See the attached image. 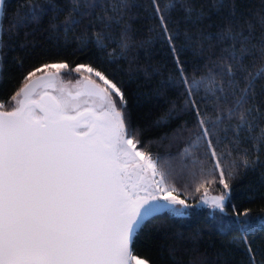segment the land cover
I'll return each mask as SVG.
<instances>
[{
  "label": "snow or ice",
  "instance_id": "6c2138e0",
  "mask_svg": "<svg viewBox=\"0 0 264 264\" xmlns=\"http://www.w3.org/2000/svg\"><path fill=\"white\" fill-rule=\"evenodd\" d=\"M5 3L0 0V14ZM70 4L64 22L53 24L51 30L72 31L85 18L91 28L99 10L101 31L87 43H95L110 62H118L104 42L113 40L112 24L120 25L138 5L131 0ZM153 5L179 73L170 86L182 88L180 111L195 115L192 127L180 125L165 137L183 145L176 157L190 161L182 190L174 183L173 171L162 166L164 158H154L141 141L125 91L113 73L67 60L39 63L7 101L0 100V264H149L134 254L133 241L157 214L183 217L189 215L188 209L206 205L227 215L229 181L238 168H251L258 161L245 156L238 164L227 145L232 143L235 149L254 123L264 122V89L256 93L264 67L253 71L258 61H264V37L252 45L251 34L222 32L217 39L227 46L218 55L205 57L206 63L197 69L203 73L199 79L189 78L176 55L178 36L169 33L156 0ZM62 11L50 2L25 0V10L16 14L13 27L23 29L52 12L59 20ZM130 32L124 27L116 41L119 58L135 47L129 42ZM3 35L8 33L0 30V53L6 46ZM73 74L75 83L66 82L65 76ZM174 114L178 119L175 105L167 118ZM206 184H219V194L210 196ZM201 189L199 204H189L187 200ZM232 207L241 229L252 227L250 210L238 213ZM241 243L255 264L251 244L246 238Z\"/></svg>",
  "mask_w": 264,
  "mask_h": 264
},
{
  "label": "trees",
  "instance_id": "16d2710c",
  "mask_svg": "<svg viewBox=\"0 0 264 264\" xmlns=\"http://www.w3.org/2000/svg\"><path fill=\"white\" fill-rule=\"evenodd\" d=\"M51 3L62 9L58 13L33 21L23 29L13 27L17 13L25 10V0H6L2 19V30L6 45L0 55V100L7 101L20 86L22 78L34 66L42 62L67 60L71 65L92 64L101 70L113 73L125 91L128 113L132 124L140 131V139L154 158L162 157V166L170 168L178 189L187 181L185 165L189 160L175 156L183 145L170 139L180 125L192 127L195 115L183 113L182 88L173 84L179 73L173 54L162 38L160 20L156 15L153 0H131L138 7H131L120 25L112 24L106 40L108 52L114 53L118 62H110L107 53H102L95 43L87 42L101 31L97 10L96 19L85 18L72 31L51 30L52 25L64 22L70 0H30L31 4ZM160 12L165 16L168 31L178 36L174 41L176 55L179 56L185 74L197 79L203 74L198 72L206 63L205 57L219 54L227 42L217 37L231 29L233 34L249 36L252 45H258L264 37V0H156ZM124 27L131 29V44L135 45L124 58L120 57V47L116 41ZM84 48L83 51L80 49ZM264 67L258 61L253 71ZM39 74V73H38ZM77 76H65L74 80ZM264 89V78L256 85V93ZM199 102L200 97H196ZM177 108L171 119L167 113ZM260 107V105H257ZM211 114V113H209ZM163 118V119H162ZM231 159L238 164L246 156L250 161H258L251 168L240 167L235 177L229 181L231 197L225 208L227 215L219 213L206 205L188 209L189 215L179 217L171 213L157 214L134 238L133 250L139 258L149 264H251L242 239L251 244L255 264H264V122L254 123L251 130L233 144ZM211 192L218 193L219 184H206ZM191 192V188L189 189ZM204 189L195 197L188 199L189 204L199 203ZM182 197L184 195L181 192ZM185 198V197H184ZM236 212L250 210L248 217L252 227L246 231L236 223ZM241 220L245 218L240 217Z\"/></svg>",
  "mask_w": 264,
  "mask_h": 264
},
{
  "label": "rangeland",
  "instance_id": "374dc122",
  "mask_svg": "<svg viewBox=\"0 0 264 264\" xmlns=\"http://www.w3.org/2000/svg\"><path fill=\"white\" fill-rule=\"evenodd\" d=\"M75 80H76V79L72 80V82L75 83ZM65 81L67 82L68 80H65ZM70 87H71V85H70ZM208 194H209L210 196H211V195H217V194H219V192L216 193V192H211V191H209ZM172 195H177V193L174 192V193H172ZM180 198H181V199H184V197H182V196H180ZM187 202L189 203L188 200H187ZM198 204H199V203H198ZM141 259H142V258H141Z\"/></svg>",
  "mask_w": 264,
  "mask_h": 264
},
{
  "label": "water",
  "instance_id": "95a60500",
  "mask_svg": "<svg viewBox=\"0 0 264 264\" xmlns=\"http://www.w3.org/2000/svg\"><path fill=\"white\" fill-rule=\"evenodd\" d=\"M2 19H3V14H0V30H2ZM38 75H40V74H38ZM0 78H1V76H0ZM33 79H35V78H33Z\"/></svg>",
  "mask_w": 264,
  "mask_h": 264
}]
</instances>
